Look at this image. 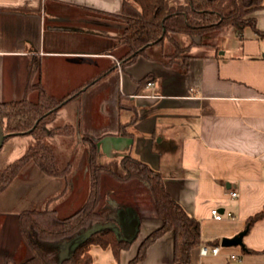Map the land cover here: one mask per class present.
<instances>
[{
  "label": "crops",
  "instance_id": "0c3cea01",
  "mask_svg": "<svg viewBox=\"0 0 264 264\" xmlns=\"http://www.w3.org/2000/svg\"><path fill=\"white\" fill-rule=\"evenodd\" d=\"M122 7L123 0H0V103L37 100L26 86L29 66L38 61L47 95L73 96L48 128L75 131L44 139L59 168L69 169L65 177L48 176L31 164L0 194V264L31 257L19 228L23 211L48 207L67 217L85 201L89 150L82 135L100 139L106 160L130 154L159 171L170 195L201 221L202 240L220 243L217 255L202 256L205 244L194 248L190 264H264V218L247 230L243 247L221 246L264 210V38L250 27L240 37L228 26L191 45L186 71L167 66L159 46L124 64L126 49L116 47L124 30L117 19ZM254 16L264 32V8ZM35 142L32 135L6 139L0 172ZM105 200L133 209L139 233L118 261L110 248L94 245L90 253L95 264H129L162 218L139 180L120 183L102 175L101 203ZM214 208L234 218L216 221ZM173 249V234L167 233L138 264H173Z\"/></svg>",
  "mask_w": 264,
  "mask_h": 264
},
{
  "label": "trees",
  "instance_id": "16d2710c",
  "mask_svg": "<svg viewBox=\"0 0 264 264\" xmlns=\"http://www.w3.org/2000/svg\"><path fill=\"white\" fill-rule=\"evenodd\" d=\"M263 8L262 0H123L122 12L117 19L124 24V30L117 37L116 47H124L126 53L120 60L124 64L134 62L148 47L159 46L167 66L176 64L186 71L191 59V45L210 32L231 26L242 37L243 31L250 27L264 38V32L257 29L254 16ZM39 71V62L32 61L26 93L37 92L36 101L24 98L0 103V128L4 141L18 135H32L36 140L24 155L0 172V194L31 164L52 177H65L69 172V169L59 168L53 151L44 139L75 133L71 126L48 128L60 108L73 96L62 100L49 97L42 86ZM35 76L37 81L33 80ZM82 140L89 150L90 183L85 201L67 217H61L56 210L48 207L23 211L19 216V228L30 248L31 257L19 264H95L90 253L94 245L110 248L119 260L121 252L131 244L119 241L110 230L95 233L71 258L60 260L67 242L94 225L113 223L117 211L121 209L111 200L101 203L102 175L120 183L131 180L145 183L162 218V225L141 241L137 255L129 264L143 261L148 248L167 233L173 234V264H190L191 251L203 244L219 246V242L205 243L202 240L201 221L190 216L170 195L165 178L159 171L130 154L115 155L104 161L100 139L82 135ZM262 218L264 210L248 219L246 230Z\"/></svg>",
  "mask_w": 264,
  "mask_h": 264
},
{
  "label": "water",
  "instance_id": "95a60500",
  "mask_svg": "<svg viewBox=\"0 0 264 264\" xmlns=\"http://www.w3.org/2000/svg\"><path fill=\"white\" fill-rule=\"evenodd\" d=\"M4 139H5L4 134L2 132V129L0 128V148L4 143ZM139 225L140 222L138 215L133 209L131 208L119 209L117 211V215L113 223H109L106 225H100V224L94 225L84 233L76 236L75 238L67 242L64 245V248L60 254V260L64 261L71 258L73 254L77 251V249L82 244H84L91 236H93L95 233L104 230L112 231L119 241H126L132 244L137 239L139 233ZM246 232L247 230L239 233L238 235L232 238H223L221 241V246L243 247V238Z\"/></svg>",
  "mask_w": 264,
  "mask_h": 264
},
{
  "label": "built area",
  "instance_id": "2783aa9c",
  "mask_svg": "<svg viewBox=\"0 0 264 264\" xmlns=\"http://www.w3.org/2000/svg\"><path fill=\"white\" fill-rule=\"evenodd\" d=\"M153 83H148V86H152ZM230 196L232 198H236L238 197V193L237 191H230ZM211 217L216 220V221H222L225 217L232 219L234 218L233 213L231 212H221L218 208H214L211 210ZM220 251V247L216 246V247H208V246H202L200 249V253L202 256H207L209 254H213V255H217L219 254ZM232 261H237L238 258L236 256H232L231 257Z\"/></svg>",
  "mask_w": 264,
  "mask_h": 264
},
{
  "label": "rangeland",
  "instance_id": "374dc122",
  "mask_svg": "<svg viewBox=\"0 0 264 264\" xmlns=\"http://www.w3.org/2000/svg\"><path fill=\"white\" fill-rule=\"evenodd\" d=\"M106 159H104V161H105ZM107 161V160H106ZM70 208H67V209H65V211L64 212H69V211H66V210H69ZM76 210H74V212H75ZM73 212L71 211V214H72Z\"/></svg>",
  "mask_w": 264,
  "mask_h": 264
}]
</instances>
